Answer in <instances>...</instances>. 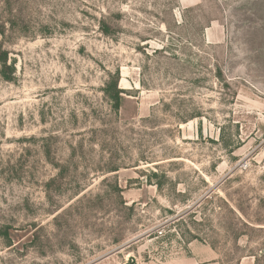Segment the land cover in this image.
I'll return each instance as SVG.
<instances>
[{"label": "rangeland", "instance_id": "obj_1", "mask_svg": "<svg viewBox=\"0 0 264 264\" xmlns=\"http://www.w3.org/2000/svg\"><path fill=\"white\" fill-rule=\"evenodd\" d=\"M0 46V264H264V0H0Z\"/></svg>", "mask_w": 264, "mask_h": 264}, {"label": "trees", "instance_id": "obj_2", "mask_svg": "<svg viewBox=\"0 0 264 264\" xmlns=\"http://www.w3.org/2000/svg\"><path fill=\"white\" fill-rule=\"evenodd\" d=\"M100 30L103 34H108L109 29L106 25L105 22H100L99 23ZM7 60H8V53L5 49L0 46V75L1 77L6 80L10 81L11 80V73L12 69L7 65ZM116 77H113L105 86L104 88V93L107 95L108 99L111 101L113 110L117 112L120 106V101H121V93L122 91L117 88V81H118V75H115Z\"/></svg>", "mask_w": 264, "mask_h": 264}]
</instances>
